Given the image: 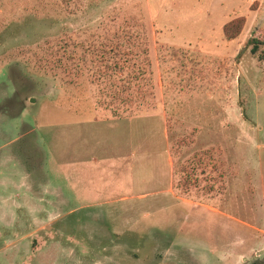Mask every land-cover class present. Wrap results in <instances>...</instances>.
<instances>
[{"label":"rangeland","instance_id":"rangeland-1","mask_svg":"<svg viewBox=\"0 0 264 264\" xmlns=\"http://www.w3.org/2000/svg\"><path fill=\"white\" fill-rule=\"evenodd\" d=\"M263 31L264 0H0V264H264Z\"/></svg>","mask_w":264,"mask_h":264},{"label":"trees","instance_id":"trees-1","mask_svg":"<svg viewBox=\"0 0 264 264\" xmlns=\"http://www.w3.org/2000/svg\"><path fill=\"white\" fill-rule=\"evenodd\" d=\"M244 24V17L243 16H236L228 21H226L223 26V33L226 37H234L236 36L242 29V26ZM128 38H123L119 36H115L114 40L112 37H109L105 42H100L98 45V54H97V60L99 62H103L104 64H99L100 68H98L97 75L101 76L105 79L106 88L109 90V92H112L113 97H117L116 94L118 91L116 89L120 88L122 85V82H124V85L128 88L129 82L131 81V78L136 77L137 74H132L131 72H127L125 68L127 66L129 67V60L128 57L131 55V50H124L121 47L126 46L128 43L130 44L129 38H132L130 35H126ZM119 39V40H117ZM115 41V42H114ZM247 45H249V51L252 54H256L258 59L264 58V31L260 36H250L247 39ZM86 48V47H85ZM87 51H89L88 47L86 48ZM121 55H127L126 59L122 58ZM86 59H88L86 55L84 56ZM119 57L122 58L119 59ZM82 68L89 70L90 68L87 67L88 62L81 61ZM134 65V62L132 63ZM143 67V65H142ZM142 71V68H141ZM125 73L122 76H118L119 73ZM141 73V72H140ZM109 83V85H107ZM115 92H117L115 94ZM121 90L119 91V94L121 95ZM125 93V92H124ZM130 94V93H129ZM128 96H121L125 98V101L130 99V95ZM127 99V100H126ZM128 102V101H127ZM131 102V100H129ZM129 104V103H128Z\"/></svg>","mask_w":264,"mask_h":264},{"label":"water","instance_id":"water-1","mask_svg":"<svg viewBox=\"0 0 264 264\" xmlns=\"http://www.w3.org/2000/svg\"><path fill=\"white\" fill-rule=\"evenodd\" d=\"M31 99L33 100L34 98H33V97H31Z\"/></svg>","mask_w":264,"mask_h":264}]
</instances>
